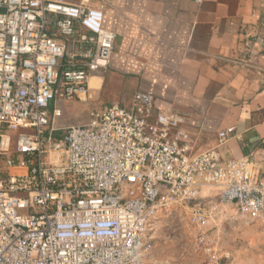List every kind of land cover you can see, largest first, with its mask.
I'll use <instances>...</instances> for the list:
<instances>
[{"label": "built area", "instance_id": "built-area-1", "mask_svg": "<svg viewBox=\"0 0 264 264\" xmlns=\"http://www.w3.org/2000/svg\"><path fill=\"white\" fill-rule=\"evenodd\" d=\"M103 24L90 0H0V264H164L152 255L159 215L194 203L190 223L207 226L208 187L264 223V175L218 148L196 153L187 117L157 113L148 93L60 126L58 104L86 100L111 65ZM198 244L206 264H225L213 241Z\"/></svg>", "mask_w": 264, "mask_h": 264}, {"label": "crops", "instance_id": "crops-1", "mask_svg": "<svg viewBox=\"0 0 264 264\" xmlns=\"http://www.w3.org/2000/svg\"><path fill=\"white\" fill-rule=\"evenodd\" d=\"M90 6H104V29L115 37L111 65L91 75L86 100L58 104L78 111L63 114L60 126L76 125L73 118L84 125L92 111L129 105L145 92L157 113L187 117L196 153L218 148L225 160L247 159L264 175V0H90ZM229 128L238 137L219 146V133Z\"/></svg>", "mask_w": 264, "mask_h": 264}, {"label": "rangeland", "instance_id": "rangeland-1", "mask_svg": "<svg viewBox=\"0 0 264 264\" xmlns=\"http://www.w3.org/2000/svg\"><path fill=\"white\" fill-rule=\"evenodd\" d=\"M65 106L60 107L64 118L78 112ZM198 203L209 219L203 228L190 223L194 203L170 206L159 215L153 251L157 260L164 264H206V255L198 244L204 236L218 247L225 264H264V223L242 216L233 204L221 203L219 190L213 187L203 190Z\"/></svg>", "mask_w": 264, "mask_h": 264}, {"label": "trees", "instance_id": "trees-1", "mask_svg": "<svg viewBox=\"0 0 264 264\" xmlns=\"http://www.w3.org/2000/svg\"><path fill=\"white\" fill-rule=\"evenodd\" d=\"M1 169H2V163H0V171H1Z\"/></svg>", "mask_w": 264, "mask_h": 264}]
</instances>
